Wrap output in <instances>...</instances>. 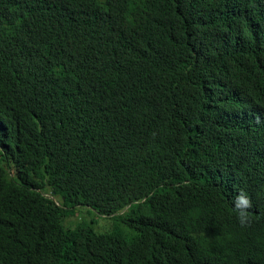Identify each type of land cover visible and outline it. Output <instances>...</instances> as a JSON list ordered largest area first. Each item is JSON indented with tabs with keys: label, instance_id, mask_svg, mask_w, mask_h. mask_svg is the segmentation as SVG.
I'll list each match as a JSON object with an SVG mask.
<instances>
[{
	"label": "trees",
	"instance_id": "1",
	"mask_svg": "<svg viewBox=\"0 0 264 264\" xmlns=\"http://www.w3.org/2000/svg\"><path fill=\"white\" fill-rule=\"evenodd\" d=\"M0 264H264V0H0Z\"/></svg>",
	"mask_w": 264,
	"mask_h": 264
},
{
	"label": "rangeland",
	"instance_id": "2",
	"mask_svg": "<svg viewBox=\"0 0 264 264\" xmlns=\"http://www.w3.org/2000/svg\"><path fill=\"white\" fill-rule=\"evenodd\" d=\"M52 192L53 191L51 189L47 191L48 197L53 199L56 203L60 204L61 198L55 196L54 194H52ZM89 209H90L89 207H81V206L78 207L74 215L68 218V220L66 221L67 225L73 228L82 222L92 223L94 221L96 224V227L94 226V229L97 232L103 231L105 229L106 230L113 229L116 227H119L124 231L129 232L128 227L126 226V224H124L123 220L120 219L119 216H117L114 219H111L109 217L100 216L97 213L91 214V211Z\"/></svg>",
	"mask_w": 264,
	"mask_h": 264
},
{
	"label": "clouds",
	"instance_id": "3",
	"mask_svg": "<svg viewBox=\"0 0 264 264\" xmlns=\"http://www.w3.org/2000/svg\"><path fill=\"white\" fill-rule=\"evenodd\" d=\"M232 207L237 214V220L241 227H247L251 223L250 210L253 204L248 194L243 190L237 192L233 199Z\"/></svg>",
	"mask_w": 264,
	"mask_h": 264
}]
</instances>
